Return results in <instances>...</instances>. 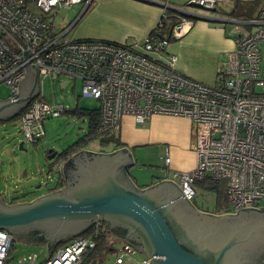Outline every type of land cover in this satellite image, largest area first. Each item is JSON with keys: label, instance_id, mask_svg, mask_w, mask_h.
<instances>
[{"label": "built area", "instance_id": "1", "mask_svg": "<svg viewBox=\"0 0 264 264\" xmlns=\"http://www.w3.org/2000/svg\"><path fill=\"white\" fill-rule=\"evenodd\" d=\"M93 0H0V85L17 98L26 66H38L39 81L66 74L82 80L81 95L99 101L97 133H120L123 118L143 123L155 114L182 116L192 121V149L196 166L190 171L171 170L166 149L164 179L175 181L193 201L197 183L228 178L230 212L264 207V7L252 19H242L233 29L235 48L220 65L217 82L206 84L176 68L178 56L168 51L171 40L192 26L187 15L164 3L163 16L141 41L113 42L69 38L75 22L54 26L60 9L81 5L79 17ZM189 5L216 9L215 0H189ZM169 10L177 18L168 37H162ZM188 11L187 9H184ZM188 15L194 12L188 11ZM53 18V19H52ZM62 104L44 99L42 89L20 116L24 142L45 135L44 120L59 116ZM114 241L115 264H152L138 255L140 248L128 241ZM14 235L0 229V264H9ZM95 246L93 235L78 236L55 247L39 262L34 254L28 264H80L83 253Z\"/></svg>", "mask_w": 264, "mask_h": 264}, {"label": "water", "instance_id": "2", "mask_svg": "<svg viewBox=\"0 0 264 264\" xmlns=\"http://www.w3.org/2000/svg\"><path fill=\"white\" fill-rule=\"evenodd\" d=\"M193 14L214 22L236 21ZM39 93L38 66L28 64L17 98L0 99V121L18 116ZM24 143L20 142L21 148ZM57 154L50 153L49 159ZM134 164L126 147L112 152L82 149L64 162L63 187L31 201L7 204L0 199V229L17 236L35 230L33 234L38 233L51 255L60 242L81 236L103 221L116 237L139 247L152 264H237L233 258L238 248L264 240V207L241 208L214 218L211 223L219 236L213 237L202 230V212L175 181L163 179L139 187L128 172ZM244 212H251L246 219L239 216Z\"/></svg>", "mask_w": 264, "mask_h": 264}, {"label": "rangeland", "instance_id": "3", "mask_svg": "<svg viewBox=\"0 0 264 264\" xmlns=\"http://www.w3.org/2000/svg\"><path fill=\"white\" fill-rule=\"evenodd\" d=\"M183 8L196 13L212 14L209 10L190 6L189 3L184 5ZM81 10V5L60 9L54 17L55 28L59 30L75 22L73 29L68 35L69 38H74L76 24L81 18L79 17ZM173 21L177 22V19L171 16L165 18V22L168 24L166 32ZM234 25L228 24L227 27H234ZM261 47L264 56V42L261 43ZM169 52L174 53L171 48ZM40 88L47 102L52 105L62 104L65 110L59 116L47 117L44 120L45 135L37 142H25L23 148L20 147V142L23 141L20 119L12 118L11 120L0 122V199L7 204L13 201L25 202L34 200L48 193L58 184L62 176L60 171L62 162L57 159V156L49 159L50 153L54 151L62 152L89 131V117L72 112V110H76L77 107L94 109L99 106L98 100L81 95L82 80H75L70 75L48 76L43 82H40ZM10 94L11 89L7 85H0V99L9 98ZM146 121L136 123L137 125L134 127L136 132H133L135 135L142 137L146 134V131L150 130V123L148 120ZM165 147L170 146L162 143L133 148V152L135 150L137 157L134 160L137 162L131 167L132 172L134 174L138 173L140 180L149 181H152V177L156 174L157 176L162 175L164 168V159L162 157L166 153ZM86 148L99 152H112L114 145L101 146L100 139L96 138ZM192 150V147L187 149L181 147L178 155H181L187 161ZM170 153L172 159H176L177 152L171 149ZM141 162L146 164L144 168ZM165 170L164 168V173ZM228 181V178H222L219 181V191H208L197 185V195L193 199L194 204L199 209L214 212L217 207L216 203L219 200L224 207L228 206L230 210L231 208L227 201ZM114 236L113 234L112 237ZM17 238L19 239L14 243L9 264H28L21 261L28 259L34 254L37 255L38 261L41 262L50 255L48 245L44 241L33 238L32 233H22ZM144 256L143 253H140L138 258L141 259ZM115 262V252H109L100 264H115Z\"/></svg>", "mask_w": 264, "mask_h": 264}, {"label": "crops", "instance_id": "4", "mask_svg": "<svg viewBox=\"0 0 264 264\" xmlns=\"http://www.w3.org/2000/svg\"><path fill=\"white\" fill-rule=\"evenodd\" d=\"M215 2L214 13L212 11L210 12L212 14L194 13L236 21L223 23L198 16L192 17L190 18L193 22L191 28L179 39L171 40L168 48V51L171 48L173 54L178 56L176 68L181 73L210 85L217 82L220 65L226 60L227 53L235 48L232 35L235 26H238L242 19L255 18L264 7V0H215ZM163 3H170L184 9V5H187L189 0H93L90 8L78 21L80 23L76 24L74 38L113 42L141 41L160 22L164 12ZM228 24L235 25L227 27ZM174 41L176 42L173 44ZM148 121L150 130L139 137L133 133L136 132L134 127L137 122L132 116H125L119 134L122 146H114V150L129 148L133 157L137 159L133 148L165 143L170 146L165 147L169 153L171 149L177 152L176 159L171 157L170 169L172 171L192 170L197 161L195 152L193 150L190 152L187 161L178 155L181 147L185 149L192 147V121L182 116L164 114H155ZM145 165L142 164L143 168ZM132 166L128 167V172L139 187H147L164 179L165 167L162 175L156 174L152 177V181H149L140 180L139 174L132 172Z\"/></svg>", "mask_w": 264, "mask_h": 264}, {"label": "trees", "instance_id": "5", "mask_svg": "<svg viewBox=\"0 0 264 264\" xmlns=\"http://www.w3.org/2000/svg\"><path fill=\"white\" fill-rule=\"evenodd\" d=\"M174 17L176 18V16L174 15V12L172 10H169V15L167 17ZM188 17L192 18L195 16L192 15H187ZM177 19V18H176ZM163 22L165 23V27L163 30V33L161 34L162 37H168L171 28L173 27L174 24H176L175 21L172 22V24L169 26L167 32H166V28H167V23L165 22V19H163ZM167 33V34H165ZM27 110V108H25L18 116H16L15 118H20V116L23 114V112H25ZM72 112H76L78 114H82V115H87L89 117V131L81 136L77 141H75L74 143H72L71 145H69L67 148H65L62 152L57 154V159L60 162H65L66 160H68L70 158V156H72L74 153L85 149L88 144L96 139L99 138L100 139V144L101 146H105V145H109V144H113L116 147H120L122 146V143L120 141V133H113V134H109V135H100L97 133V127L100 121V110L99 108H94V109H87V108H80L77 107L76 110H72ZM0 122H4V121H0ZM199 186H201L203 189H206L208 191H219L220 186H219V182L217 181H213L210 179H205L201 182L197 183ZM65 185V180L63 177H60L58 184L52 189L56 190L59 189L61 187H63ZM217 207L220 208L222 206V204L220 203V201L218 200L216 203ZM93 235V239L95 241V246L93 248L87 249L82 256V260L80 264H100L101 261L103 260V258L109 253V252H114L113 248H114V241H112L111 236L113 235V233L111 232V230L109 229L108 225L104 222L101 223L100 225H95L93 226L88 232L84 233L81 236H88V235ZM17 235H14V243L17 239ZM33 238L37 239V240H41L42 238H40L39 236L33 234ZM113 238H117L118 237L114 236ZM73 238H69L66 241L60 242L59 244H57L55 247H58L60 245L65 244L66 242L70 241ZM14 248V244L13 247L11 249V251Z\"/></svg>", "mask_w": 264, "mask_h": 264}, {"label": "flooded vegetation", "instance_id": "6", "mask_svg": "<svg viewBox=\"0 0 264 264\" xmlns=\"http://www.w3.org/2000/svg\"><path fill=\"white\" fill-rule=\"evenodd\" d=\"M24 84H25V87L28 89L29 85H26L27 82H25ZM63 164H64V161L62 162V166L60 168L61 173H62ZM61 177H63V175ZM51 191H49V192H51ZM13 203H17V202L13 201V202H10L9 204H13ZM196 208L202 212V214H200V217H199L200 218L199 221L201 222L202 230L205 233H210L213 237L219 236V233H217L213 229L212 224H214V223H211L212 221H214L213 219L218 218V217L221 218V217L228 215L230 213H234V212H230L228 206L224 207L223 205L220 208L216 207V211H214V212H209L206 210L199 209L197 206H196ZM250 213L251 212H244V213H241L239 216L241 218L246 219V217H248V215ZM102 223H104V222H102ZM120 229H122V228H120ZM34 231L35 230H31L30 233L33 234ZM35 234H38V233L35 232ZM119 240H122V239L119 238ZM233 259H236L237 264H264V240H262L260 242H251V243H248L246 245H243L241 248H238L234 253Z\"/></svg>", "mask_w": 264, "mask_h": 264}, {"label": "bare ground", "instance_id": "7", "mask_svg": "<svg viewBox=\"0 0 264 264\" xmlns=\"http://www.w3.org/2000/svg\"><path fill=\"white\" fill-rule=\"evenodd\" d=\"M103 221H98V222H96V224L95 225H100L101 223H102ZM94 225V226H95ZM119 240V239H118ZM120 241H125V240H120ZM131 243V242H130ZM133 244V243H132ZM135 245V244H134Z\"/></svg>", "mask_w": 264, "mask_h": 264}]
</instances>
